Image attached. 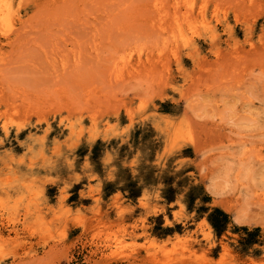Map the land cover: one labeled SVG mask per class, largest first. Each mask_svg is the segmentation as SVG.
Here are the masks:
<instances>
[{
	"label": "rangeland",
	"instance_id": "rangeland-1",
	"mask_svg": "<svg viewBox=\"0 0 264 264\" xmlns=\"http://www.w3.org/2000/svg\"><path fill=\"white\" fill-rule=\"evenodd\" d=\"M0 264H264V0H0Z\"/></svg>",
	"mask_w": 264,
	"mask_h": 264
}]
</instances>
